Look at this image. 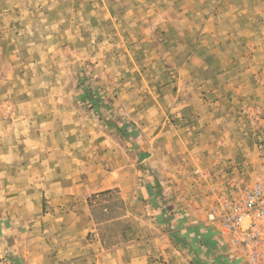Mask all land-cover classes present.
I'll return each instance as SVG.
<instances>
[{"label":"rangeland","instance_id":"rangeland-1","mask_svg":"<svg viewBox=\"0 0 264 264\" xmlns=\"http://www.w3.org/2000/svg\"><path fill=\"white\" fill-rule=\"evenodd\" d=\"M156 133L181 162L194 143L236 150L228 169L186 172L207 223L231 182H264V0H0V226L26 231L50 184Z\"/></svg>","mask_w":264,"mask_h":264},{"label":"crops","instance_id":"crops-1","mask_svg":"<svg viewBox=\"0 0 264 264\" xmlns=\"http://www.w3.org/2000/svg\"><path fill=\"white\" fill-rule=\"evenodd\" d=\"M160 135L146 134L139 147L118 138L107 160L101 152L108 171L50 184L48 212L26 231L17 222L0 226V254H10L14 264H243L218 225L204 221L207 188L186 173L228 169L236 150L225 148L226 141L218 140V150L194 143L181 162L179 147L170 159L165 144L152 146ZM110 189L117 202L103 199Z\"/></svg>","mask_w":264,"mask_h":264},{"label":"built area","instance_id":"built-area-1","mask_svg":"<svg viewBox=\"0 0 264 264\" xmlns=\"http://www.w3.org/2000/svg\"><path fill=\"white\" fill-rule=\"evenodd\" d=\"M243 180L230 183L216 197L207 220L217 222L245 264H264V182L241 189ZM234 193V194H229Z\"/></svg>","mask_w":264,"mask_h":264}]
</instances>
